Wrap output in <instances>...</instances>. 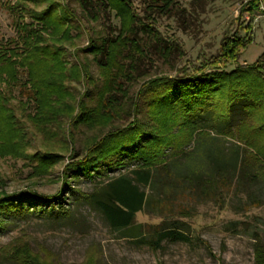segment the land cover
Here are the masks:
<instances>
[{
  "label": "trees",
  "instance_id": "16d2710c",
  "mask_svg": "<svg viewBox=\"0 0 264 264\" xmlns=\"http://www.w3.org/2000/svg\"><path fill=\"white\" fill-rule=\"evenodd\" d=\"M100 1L115 12L120 26L116 38L99 45L91 42L88 46L89 52L96 55L99 69L108 74L116 54L126 44H133L129 35L139 19L130 0ZM151 1L154 7L161 3L166 11L172 5V0ZM28 2L42 7L32 9ZM260 3V0H248L240 7L236 30L222 37L217 52L205 62L194 68L183 66L171 78L164 76L144 82L131 105L132 121L102 138L92 137L85 145L84 156L67 164L64 181L69 178L68 172L92 178L103 169L126 164L125 158L135 163L128 175L110 178L91 193L76 191V200L98 210L112 229L129 230L135 225L136 214L148 209L162 217L157 223L135 229L132 237L139 244L157 250L163 241L187 242L188 225L180 219L191 218L195 205L212 202L221 213L233 208L230 195L242 193L246 184L264 185V52L251 63L236 64L252 43V21ZM9 9L30 19L29 23H22L18 16L16 37L0 44V145L7 144L5 152L18 155L14 141L22 136L15 127L9 98L5 96L17 81L16 69L25 72L23 87L29 85L28 97L36 109L42 114L55 115L60 100L68 98L65 80L80 76L86 79L89 73L85 64L81 69L66 66L62 44L71 40L72 28H79L68 5L57 0H16ZM243 15L248 20H241ZM232 65L236 68L227 71ZM107 77H104L106 83H111L112 76ZM105 90L104 96L110 91L109 85L106 84ZM97 106L89 110L80 101L75 124L79 121L89 125L99 118L109 123L113 119L111 113L104 114ZM63 107L68 113L62 114L70 116L73 106ZM235 108L240 109L241 116L234 121ZM190 142L193 147L184 151ZM49 158L45 155V160ZM42 164L49 166L44 161ZM140 185L148 186L156 196L149 197ZM29 195L34 202L51 204L56 218L67 217L69 212L63 205L62 191L48 197ZM21 198V194L2 196L0 216L24 215L27 209L21 205ZM258 205L254 198H247L243 207ZM164 213L170 217L169 221ZM2 223L0 220V226ZM238 224L233 221L228 226L236 229ZM254 240V264H264L263 242L257 234ZM5 255L11 264H50L23 243L10 246Z\"/></svg>",
  "mask_w": 264,
  "mask_h": 264
},
{
  "label": "rangeland",
  "instance_id": "374dc122",
  "mask_svg": "<svg viewBox=\"0 0 264 264\" xmlns=\"http://www.w3.org/2000/svg\"><path fill=\"white\" fill-rule=\"evenodd\" d=\"M57 1L68 5L79 26L71 29V40L62 44L66 66L81 69L85 64L89 75L86 79L84 76L67 78L64 85L68 98L60 100L58 114H42L28 97L29 85L23 87L25 72L16 69L17 81L5 96L9 98L8 107L22 137L14 141L18 155L6 153L7 144L0 145V198L21 194V205L27 212L22 216H0L3 220L0 264H11L5 250L20 243L39 252L50 264H254L255 234L264 245V185L261 183L246 184L242 193L230 195L233 208L224 212L219 213L212 202L195 205L191 218L180 219L188 225L185 234L189 240L163 241L159 249L151 250L132 236L139 225L157 223L162 216L147 209L136 214L135 225L129 230L116 231L93 206L76 200V191L91 193L110 178L128 175L135 167L134 162L124 157L126 164L112 170L103 169L92 178L83 174L73 176V172H68L66 181L63 178L67 164L84 156L85 145L92 137L102 138L112 129L132 121L131 105L144 82L164 76L171 78L183 66L197 67L214 55L222 37L236 30L240 7L248 0H172L167 11L161 3L152 6L151 0H130L139 19L129 35L135 45L130 43L121 48L108 74L99 69L96 55L89 52L88 46L91 42L99 45L117 37L120 26L115 12L100 0H83V4L81 0ZM15 4L16 0H0V44L16 37L17 20L30 22L26 14L9 9ZM28 5L37 8L32 2ZM241 20H248L247 15ZM252 24V43L240 55L237 65L251 63L264 52V0ZM235 68L232 65L227 71ZM107 75L112 76L111 83H106ZM106 84L110 91L104 96ZM80 101L89 110L99 104V111L111 113L113 119L109 123L99 118L89 125L79 121L75 124ZM65 104L74 108L68 117L62 114L68 113L63 107ZM240 116V109L235 108L233 120ZM192 147L190 142L183 150L189 151ZM45 155L50 158L45 160ZM42 161L49 166L45 167ZM140 188L149 197L156 196L148 186L140 185ZM61 191L63 205L69 212L63 219L55 217L51 204L34 202L29 195L48 197ZM247 198H254L259 205L245 209ZM164 217L170 220L168 214L164 213ZM233 221L239 222L236 229L228 226ZM141 230L144 231L142 227Z\"/></svg>",
  "mask_w": 264,
  "mask_h": 264
},
{
  "label": "built area",
  "instance_id": "2783aa9c",
  "mask_svg": "<svg viewBox=\"0 0 264 264\" xmlns=\"http://www.w3.org/2000/svg\"><path fill=\"white\" fill-rule=\"evenodd\" d=\"M261 1V0H260Z\"/></svg>",
  "mask_w": 264,
  "mask_h": 264
}]
</instances>
